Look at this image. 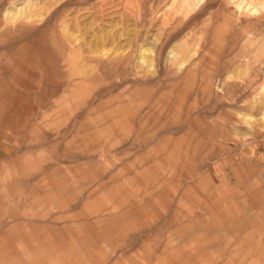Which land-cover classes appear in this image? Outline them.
<instances>
[{"label": "rangeland", "instance_id": "1", "mask_svg": "<svg viewBox=\"0 0 264 264\" xmlns=\"http://www.w3.org/2000/svg\"><path fill=\"white\" fill-rule=\"evenodd\" d=\"M0 264H264V0H0Z\"/></svg>", "mask_w": 264, "mask_h": 264}]
</instances>
